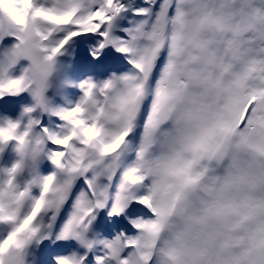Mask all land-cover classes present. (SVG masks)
<instances>
[{
	"label": "snow or ice",
	"instance_id": "obj_1",
	"mask_svg": "<svg viewBox=\"0 0 264 264\" xmlns=\"http://www.w3.org/2000/svg\"><path fill=\"white\" fill-rule=\"evenodd\" d=\"M87 37L131 67L54 108L56 58ZM25 91L26 122L0 125L20 156L0 173V264H27L57 226V240L102 245L95 264H264V0H0V98ZM41 155L55 171L21 187ZM109 201L110 216L132 202L150 215L134 235L88 239Z\"/></svg>",
	"mask_w": 264,
	"mask_h": 264
},
{
	"label": "rangeland",
	"instance_id": "obj_2",
	"mask_svg": "<svg viewBox=\"0 0 264 264\" xmlns=\"http://www.w3.org/2000/svg\"><path fill=\"white\" fill-rule=\"evenodd\" d=\"M128 17L118 20V26H127ZM100 40L93 37L77 38L69 42L62 50L55 64L54 76L51 79L50 87L47 92L49 103L54 108L70 107L83 94L80 88L81 83L90 81L97 85L109 80L113 75L120 76L129 71L130 65L127 59L111 45H106L104 48H99ZM98 52L94 58L93 52ZM87 53L90 57L85 59L81 54ZM122 68H120V64ZM28 61H21L17 65V69L21 66L26 67ZM124 65V66H123ZM102 66H107L102 68ZM95 67H100L99 71ZM117 67V69H116ZM119 67V68H118ZM104 70V74L100 72ZM98 74H97V72ZM20 71L13 70L12 75L18 76ZM100 72V74H99ZM17 73V74H16ZM99 75V76H98ZM35 100L31 93H20L18 95L5 94L0 98V125H4L7 121L26 122L27 117L24 115L26 108L34 107ZM33 118L40 119L42 123L51 125L55 129L57 117L51 116L49 113H43L36 109L32 114ZM3 151H0V173L3 169L11 168L19 159V153L16 150L15 141L9 142L6 145H0ZM42 163L33 165L31 161L26 162L25 172L17 175L16 182L22 187L25 182L32 179L33 175L47 176L55 171V166L44 155ZM38 165V166H37ZM38 168V172L36 169ZM5 177L0 174V179ZM38 189L34 188L33 192ZM109 203L103 209H97L94 212L95 219L89 225L87 238L90 240H111L121 232H126L134 235L136 230L130 223L141 215H150L147 209L143 206L132 202L125 211L119 215H109L111 211ZM59 231L57 226L53 230L54 238H48L39 243L33 242L27 250V264H56V257L62 255H75L76 257H86L84 264H95V255L98 250L103 248L102 245H96L93 251H89L74 238L67 240H57L56 234ZM53 252V253H50Z\"/></svg>",
	"mask_w": 264,
	"mask_h": 264
},
{
	"label": "bare ground",
	"instance_id": "obj_3",
	"mask_svg": "<svg viewBox=\"0 0 264 264\" xmlns=\"http://www.w3.org/2000/svg\"><path fill=\"white\" fill-rule=\"evenodd\" d=\"M81 56H83V57H85V59H87L88 57H90L87 53H83V54H81ZM58 58H59V56H57V58H56V61L58 60ZM88 60V59H87ZM125 62L123 61V63H121L120 64V68H122V64H124ZM124 66V65H123ZM56 67V66H55ZM107 66H102V68H106ZM118 67V68H119ZM96 68V70L97 71H99V68L100 67H95ZM116 69H117V67H116ZM96 71V72H97ZM54 72H55V70L53 71V73L50 75V77H49V80H48V88H47V91H48V89H49V87H50V82H51V79H52V77L54 76ZM100 72H102V74H104V70L102 69H100ZM100 72H99V74H100ZM17 74V73H16ZM21 74V72H19L17 75H20ZM97 74H98V72H97ZM99 76V75H98ZM100 82V80L99 81H96L95 83H96V85H97V83H99ZM25 93H30L29 91H25ZM45 96L47 97V92H45ZM47 99H48V97H47ZM48 101H49V99H48ZM42 156V155H41ZM39 157L38 159H37V161H36V163L38 164L39 162L40 163H42V164H44L43 162H41V161H43L44 160V158L43 157ZM38 166V165H37ZM36 171L38 172V168L36 169ZM25 172V168L23 169V171L20 173V174H23ZM20 174H18V175H20ZM50 238H54V236H53V233L49 236ZM100 250H98V252H99ZM50 253H53V252H50ZM53 255H54V253H53Z\"/></svg>",
	"mask_w": 264,
	"mask_h": 264
}]
</instances>
